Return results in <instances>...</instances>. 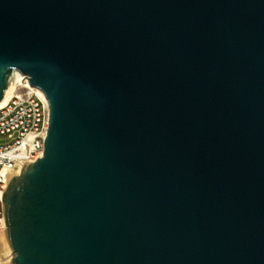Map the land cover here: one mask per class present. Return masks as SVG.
I'll return each mask as SVG.
<instances>
[{
	"label": "water",
	"instance_id": "water-1",
	"mask_svg": "<svg viewBox=\"0 0 264 264\" xmlns=\"http://www.w3.org/2000/svg\"><path fill=\"white\" fill-rule=\"evenodd\" d=\"M14 72L48 125L8 264H264V0H0Z\"/></svg>",
	"mask_w": 264,
	"mask_h": 264
},
{
	"label": "built area",
	"instance_id": "built-area-1",
	"mask_svg": "<svg viewBox=\"0 0 264 264\" xmlns=\"http://www.w3.org/2000/svg\"><path fill=\"white\" fill-rule=\"evenodd\" d=\"M19 74V73H18ZM20 75L10 100L0 108V195L12 170L23 158L35 160L42 155L48 125V105L44 95L22 80ZM4 220L0 213V238L4 236ZM2 257L0 264H8Z\"/></svg>",
	"mask_w": 264,
	"mask_h": 264
},
{
	"label": "bare ground",
	"instance_id": "bare-ground-1",
	"mask_svg": "<svg viewBox=\"0 0 264 264\" xmlns=\"http://www.w3.org/2000/svg\"><path fill=\"white\" fill-rule=\"evenodd\" d=\"M14 79L7 91V93L4 95V98L2 99V101H0V108L3 107L9 100L10 98L13 96L15 89H16V84L18 83V81L20 80V75L17 72H14L13 74ZM21 83V82H20ZM22 84V83H21ZM0 247L3 249H5V244H4V236H1L0 238ZM3 243V244H2ZM3 246V247H2ZM0 248V249H1ZM10 258L12 257V255L9 256ZM9 259V258H8Z\"/></svg>",
	"mask_w": 264,
	"mask_h": 264
},
{
	"label": "rangeland",
	"instance_id": "rangeland-1",
	"mask_svg": "<svg viewBox=\"0 0 264 264\" xmlns=\"http://www.w3.org/2000/svg\"><path fill=\"white\" fill-rule=\"evenodd\" d=\"M4 244H5V240H4ZM0 245H1V243H0ZM0 254H1L2 257H9L10 255H12L11 253H8L6 246H5V249L4 248L3 249L2 248L0 249Z\"/></svg>",
	"mask_w": 264,
	"mask_h": 264
}]
</instances>
